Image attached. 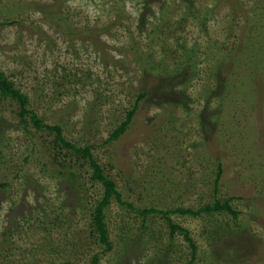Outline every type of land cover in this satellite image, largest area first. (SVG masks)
Listing matches in <instances>:
<instances>
[{"label":"rangeland","instance_id":"1","mask_svg":"<svg viewBox=\"0 0 264 264\" xmlns=\"http://www.w3.org/2000/svg\"><path fill=\"white\" fill-rule=\"evenodd\" d=\"M0 71L45 124L93 147L137 209L213 204L221 163L217 199L237 198L239 217L171 219L195 239L194 264H264V0H0ZM19 109L0 96V264L190 263L162 215L115 200L106 251L88 161Z\"/></svg>","mask_w":264,"mask_h":264},{"label":"trees","instance_id":"2","mask_svg":"<svg viewBox=\"0 0 264 264\" xmlns=\"http://www.w3.org/2000/svg\"><path fill=\"white\" fill-rule=\"evenodd\" d=\"M16 24V22L10 23V25ZM6 25V24H5ZM8 25V24H7ZM0 96L2 99H10L20 106L18 117L21 119V122L28 126L31 123L36 130L38 131H48L50 134L55 135V139L58 145H60L64 149H68L73 151L77 155H81L85 161H88L90 168L92 169V181L100 184L104 193L102 199L97 203L95 215L92 218V233L94 236L99 237L100 244L105 245L107 247L106 251H111L113 246L109 239V232L106 225V210L109 208L110 204L113 200L118 202L120 205L126 206L131 210L137 211L140 215L144 217V220L151 215H162L168 223L170 229L171 240L175 239V236L182 235L184 240L190 246L192 250V259L189 264H194L197 257L199 248L196 245L195 239L191 237V233L188 229L183 228L182 226L175 223L171 217L172 216H192V217H201L203 215L213 216L216 214H229L234 218L239 217V212L235 211L234 207H232V203L237 198H230L228 200L222 201L217 199L220 183L224 176V168L221 163L218 164V172L217 178L214 182V203L207 204L201 207L199 210H194L192 208H174L172 210H158L155 208L148 209H137L132 204L125 202L123 200L122 194L119 192L117 184L111 177L105 173L102 166L96 161L95 157L92 154V146H88L85 148H78L73 143L67 141L64 136V132L61 126L55 125H47L44 123L43 119H41L33 110L30 109V99L27 94H24L20 89H18L15 83L2 71H0ZM149 94L144 92L139 95L134 108L128 112L126 116V120L114 131V133L109 138L108 142H112L114 140L122 137L128 130V128L132 125L133 120L137 114V110L139 107V103L148 98ZM8 184H1L0 188H6ZM101 255H95L90 264H100ZM72 264V263H66Z\"/></svg>","mask_w":264,"mask_h":264}]
</instances>
